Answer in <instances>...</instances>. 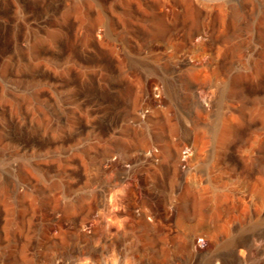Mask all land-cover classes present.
I'll return each mask as SVG.
<instances>
[{"label": "rangeland", "instance_id": "1", "mask_svg": "<svg viewBox=\"0 0 264 264\" xmlns=\"http://www.w3.org/2000/svg\"><path fill=\"white\" fill-rule=\"evenodd\" d=\"M0 264H264V0H0Z\"/></svg>", "mask_w": 264, "mask_h": 264}, {"label": "bare ground", "instance_id": "2", "mask_svg": "<svg viewBox=\"0 0 264 264\" xmlns=\"http://www.w3.org/2000/svg\"><path fill=\"white\" fill-rule=\"evenodd\" d=\"M112 12L124 15L128 21H131L133 23H139L145 19L144 16H142L141 14H138L136 12H127V11L125 12L124 10H122L120 7H117V6L112 7ZM65 62L67 63V66H69V67H79V68H83V69L89 70V71L92 69V67H94V65L96 66V63L85 62L81 58H79L78 55H71V56L66 57ZM69 84H72V83L69 81H62V82H59V87L62 90H64L69 86ZM67 99H69V103L71 104L73 111H75V113H77L78 109H80L81 107H83V105H85L84 102L81 101V95L79 94V92L76 89H73L71 94L67 95ZM87 100L89 101V99H87ZM117 125H118L117 122H115L113 126L110 125L107 127H101V129L98 130L97 133H99L100 137H103L104 139L109 138V137L114 138L116 136L115 129H116Z\"/></svg>", "mask_w": 264, "mask_h": 264}]
</instances>
